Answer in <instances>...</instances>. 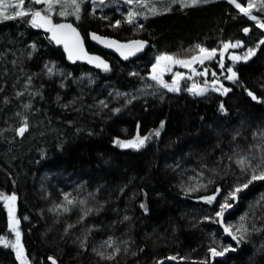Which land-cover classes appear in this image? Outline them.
<instances>
[{"label": "trees", "instance_id": "1", "mask_svg": "<svg viewBox=\"0 0 264 264\" xmlns=\"http://www.w3.org/2000/svg\"><path fill=\"white\" fill-rule=\"evenodd\" d=\"M146 1L162 14L141 15L123 0H78L77 19L70 0L52 6L53 21L72 23L108 70L67 59L29 17L0 20V193L16 196L28 264H51L49 257L56 264H160L170 257L174 263L163 264H264V180L229 196L252 175L236 160L264 158V30L228 0L188 8ZM258 16L264 23V12ZM91 35L120 45L139 40L145 49L125 58L94 48ZM225 42L254 54L225 62L223 73L212 64L223 78L211 82L218 93L169 92L149 78L159 55ZM145 136L138 149L117 144ZM226 201L222 223L236 240L224 236L216 215ZM0 236H9L3 199ZM211 248L229 250L213 257ZM0 264H18L10 247L0 245Z\"/></svg>", "mask_w": 264, "mask_h": 264}, {"label": "snow or ice", "instance_id": "2", "mask_svg": "<svg viewBox=\"0 0 264 264\" xmlns=\"http://www.w3.org/2000/svg\"><path fill=\"white\" fill-rule=\"evenodd\" d=\"M65 3H68L69 0H64ZM103 2V0H101ZM126 3H140L144 4L145 0H125ZM210 0H171V4H179L181 8H188V7H193L201 3H208ZM229 3L235 4L236 8L240 10L241 13H243L246 16H249L250 19L255 20L256 17L251 15V9L255 7L254 3L252 0H249V3L247 7H243L241 3H238L237 0H228ZM44 4L46 5V8L44 9L45 13L49 14H42L40 10H31L28 8V6L25 3V0H15V3L9 2V0H0V20H13L17 18H23V17H28L30 16V20L26 21L31 23L33 27H41L44 28L45 31H49L52 33V39L55 40L57 43H64L65 46V51L68 52L69 59H73L75 56L76 58H80L81 55H86V53H83V47L82 44L80 43V37L79 34L76 32V29L73 28L70 24H54L51 19V10L52 6L54 4H59L61 3V0H31V4ZM70 3L72 6L75 7V12L77 14V19H79V12H80V3L78 0H70ZM260 6L264 8V0H261ZM8 9H13V11L9 14L7 11ZM149 11L152 15H159L162 14L161 11H159L156 7H151L149 8ZM164 11H171V6L168 8L164 9ZM61 15H65V12H61ZM133 12L128 13V23H133ZM119 23V22H117ZM258 26L262 29H264V23H259ZM245 32H248V29H244ZM72 35L75 40L72 44V47H69L68 44V37L69 35ZM93 39L99 40V37L93 36ZM110 44H116L115 41L109 42ZM134 44L138 45L136 50H140V48L143 47V42L141 41H135L133 42ZM261 44H264V40L260 41ZM239 42L236 44H225L223 47L224 49H228L229 47L236 48L239 47ZM129 47L127 45H117V49L119 50L120 48H126ZM196 48L199 50V53L203 54L200 56L193 55L190 59L184 60V59H178L173 56H159L157 57V63L153 65V75L151 79L156 81L160 86L167 88L168 91H179V81L180 79H183V75L179 72L174 74V79L173 83L171 85L165 83L163 79L157 74V68L161 65V61H167L171 62L174 64H178L181 67H185L190 69L193 73H195V69L192 67V64L195 63L196 61H199L200 63H203L205 59H211L213 55H215V49L213 50H208L200 45H196ZM124 55V53H121ZM131 54V53H129ZM254 54L253 49H249L248 52L245 54L243 57L244 59H247L249 56ZM127 58V57H125ZM89 62L96 61V66L100 67L103 66L105 70H108V66L104 64L102 60H100L99 57H89ZM232 59H240V57H232ZM166 70H170V68L167 67V65L164 66ZM229 72H232V69H228ZM49 72L51 73V69H49ZM203 75V73H200ZM191 78V77H189ZM235 78V73L233 72L231 76L228 77V79H234ZM190 93L194 95H203L205 91L207 90L206 88H201L198 87V85L193 84L191 88L187 89ZM215 90V89H214ZM229 89L223 88V93H227ZM249 96H252L253 100H256L257 97H255L251 92L248 93ZM18 95H22V93H18ZM103 103V102H101ZM221 110H223V105H221ZM163 127V122L161 123V128ZM28 125L25 122L20 128H18L17 134L20 136H23L24 133L27 131ZM159 130L155 132V135H159ZM149 136L145 137H137L136 140L133 141H127V142H121L117 141V144H119L120 147L122 148H140L145 144V141L149 140ZM253 159L254 158H249V157H240L236 160L237 165L241 168V171L247 172L248 170H251L252 175L250 179L243 185H239L235 188L233 192L229 194L230 198L235 199L236 194L240 191H242L243 188H247L249 184H251L253 181L256 180H264V158H262V161L260 164H253ZM0 199H3L5 202V207L8 210V227L11 232L15 233L16 240L15 242H10L6 237L0 236V244H3L4 247H11L16 254V259L19 261V264H28L27 259L24 256V249L20 244V232L18 231V224L19 221L15 217V200L16 196L11 195V196H5L2 193H0ZM209 203L212 202V200L215 199V197H207L206 198ZM65 200L67 201L68 204H72L73 200L69 199L68 196H65ZM81 203H84L81 201ZM231 205L227 203V201L221 205V211L217 212L216 215L217 217H221L223 215V211L230 207ZM141 207H144V205H141ZM64 211H67V208L63 209ZM91 211V209H89ZM87 213H85L86 215ZM127 219V217H125ZM225 232L229 233L232 235L233 240L237 239V236L233 234L230 230V227H225ZM237 232L241 233L239 239L244 238V233L247 231L246 228H244L243 224L240 225L239 228L236 229ZM109 247L113 246V243L111 241L106 242ZM229 249H224L223 251H217L215 248H211L210 252L213 257L215 256H222L224 254V251H228ZM120 251L119 248L114 249V254L118 253ZM113 254V255H114ZM103 259H108L111 260L113 259V255H108L104 256L103 253H98ZM170 259H175V257H170ZM49 260H51V264H56V261L52 258L49 257Z\"/></svg>", "mask_w": 264, "mask_h": 264}, {"label": "rangeland", "instance_id": "3", "mask_svg": "<svg viewBox=\"0 0 264 264\" xmlns=\"http://www.w3.org/2000/svg\"><path fill=\"white\" fill-rule=\"evenodd\" d=\"M62 1H64V0H62ZM123 1L125 2V0H123ZM156 1H159V0H156ZM166 1H169V0H162V3L166 2ZM147 2L148 1L145 0V3L143 5L140 4V3L134 2L135 7H138V9L141 10V12H142L141 15L144 12H145L144 13L145 14L144 16L151 15V13L149 11V8L147 6ZM237 2L238 3H241V5L246 8L247 5H248V3H249V0H237ZM252 2L254 3L255 7H253L251 9V15L255 16L256 19L253 20V19H250L249 16H246V15L245 16L248 19H250L256 26H258V24L261 23V20H260L258 14L261 13V12H264V8H262L260 6L261 0H252ZM66 5H67V3H66ZM233 5L235 6V4H233ZM39 8L45 9L46 8V5L43 4V6L42 7H39ZM238 11L240 12L239 9H238ZM47 14H49V13H47ZM134 14L136 15V11L134 12ZM241 14H243V13H241ZM126 16L128 17V14ZM133 17H135V16H133ZM128 19H129V17H128ZM262 30H264V29H262ZM236 43H238V42H225V43H221L218 46H216V48H214L216 50L215 51V55H213L211 57V59H205L203 61V63H200L199 61H196L195 63L192 64V67L196 70L195 73H193L188 68L181 67L178 64H174V63L167 62V61H161V65L157 68V72L155 74L159 75L161 77V79H163V81L165 83L171 85L173 83L174 74L177 73V72L181 73L183 75V79H180V81H179V91L181 89H184L190 95H194V94L190 93L187 89L188 88H191L193 84L198 85V87L206 88L207 89L203 95H205V94H207L209 92H216V93H218V89L216 87H214L213 84H211V82L213 80H215V79H216L215 82L217 80H220L221 81V80H223V78H221V77H219V76H217V75L214 74L213 69H212V64L213 63L216 64V66L218 67V69L221 71V68L225 64V62H228L229 64H231V63H234V62H244V61L247 60V59H244L243 57L248 52V50L247 51H244L243 53L237 51V49L241 47V44L240 43H239L240 46L239 47H236V48L229 47L228 49H224V47H223L225 44H236ZM123 45L129 46V43L123 44ZM208 50H213V49H208ZM119 52L120 53H124L123 56H126V57H130L131 56V54H129L131 52L129 51L128 47H126V48H120ZM193 55L200 56V55H203V54L199 53V50L197 48H195V50L182 51V52H179L176 55H159V56H173V57H176L178 59L187 60V59H190ZM232 57H240V59H235L234 60V59H232ZM156 63H157V58L155 59V62H154L153 65H155ZM165 65H167V67L170 68V70H166L165 67H164ZM200 73H203V75H201ZM153 74L154 73H153V66H152L151 67L150 74H149V78L150 79H151V77H152ZM189 77H191V78H189ZM224 79H225V81L227 80V78H224ZM151 80L153 82L157 83L153 79H151ZM165 89L168 91L167 88H165ZM169 92H178V91H169ZM196 96H201V95H196ZM136 139H134V140H136ZM131 141H133V140H131ZM123 142H127V141H123ZM3 203H4V207H5L4 200H3ZM5 210H6L7 214H8V210H7L6 207H5ZM18 231H19V228H18ZM6 238L10 242H15V240H16L15 233L14 232H11L9 230V236L6 237ZM0 245H3V244H0ZM13 252H14V255H15V258H16L15 251L13 250ZM24 256H25V254H24ZM17 262L19 264V261L18 260H17Z\"/></svg>", "mask_w": 264, "mask_h": 264}, {"label": "water", "instance_id": "4", "mask_svg": "<svg viewBox=\"0 0 264 264\" xmlns=\"http://www.w3.org/2000/svg\"><path fill=\"white\" fill-rule=\"evenodd\" d=\"M31 10H40V11L42 12V14H47V13L44 12V9H43V8H39L37 5L34 6V7H32ZM28 17L30 18V16H28ZM51 19H52V17H51ZM52 22H53L54 24H70L73 28L76 29V32L79 34V37H80V43L82 44V47H83V53H86V55H81L80 58H76V57L74 56L73 59H81V60L85 61L86 63H88L89 65H91L92 67H96V68H104L103 66L97 67V66H96V63H97V62H96V61L89 62V59H88L89 57H99V56L94 55V54H90V53L87 51L86 46H85V43H84V40H83V38H82L80 32L78 31V29H77L72 23H70V22H54L53 19H52ZM30 24H31V23H30ZM36 28H38V29L44 31L45 33H47V34H48V37H49V39L52 41V43H53L55 46L60 47L61 50H62V52H63V54L65 55V57H66L67 59H69L68 52L65 51L64 43H57L55 40H53V39L51 38V37H52V33L49 32V31H45L44 28H41V27H36ZM93 36H96V35H91V36H90V43H91V45H92L94 48H96V49H98V50H101V51H106V52H117V51H118V49H117V45H120V44H118V43H116V44H110V43H109V42L114 41V40H111V39H109V38H104V37L96 36V37H99V40H97V39H93ZM74 40H75V38L70 34L69 37H68V44H69V47H72V44H73ZM263 40H264V38H263ZM135 41H139V40H135ZM135 41H131V42L129 43V47H128L129 51L131 52V56H132V58L140 57V56L142 55V53L144 52V49H145V46H144V44H143V47L140 48V50L137 51L136 48L138 47V45H136V44L133 43V42H135ZM141 42H142V41H141ZM119 50H120V49H119ZM99 58H100V57H99ZM69 60H72V59H69ZM100 60H102V59L100 58ZM102 61H103L104 64H106V65L108 66V68H109V65H108L104 60H102ZM225 214H226V213H223V215H222L221 217H219L220 228H221V230H222V232H223V234H224L225 237H227V238H229V239H233V238H232V235H230L229 233L225 232V230H224L226 226L222 223V219H223V216H224ZM163 263H174V260H172V259H168V260H166V261H162V262H160V264H163Z\"/></svg>", "mask_w": 264, "mask_h": 264}]
</instances>
